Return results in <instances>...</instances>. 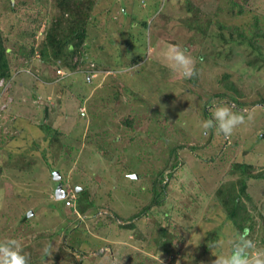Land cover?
<instances>
[{
    "label": "rangeland",
    "instance_id": "obj_1",
    "mask_svg": "<svg viewBox=\"0 0 264 264\" xmlns=\"http://www.w3.org/2000/svg\"><path fill=\"white\" fill-rule=\"evenodd\" d=\"M84 1L86 37L72 57L83 62L69 69L27 56L54 0H0L11 74L0 90V241H21L30 264H213L239 235L254 242L250 255L264 253V0H190L207 15L220 7L206 33L182 24L193 16L185 0ZM217 24L225 36L261 33L260 46L223 44ZM171 45L193 58L194 82L168 67ZM237 102L252 119L230 137L205 134L215 106ZM239 163L261 175L246 181L244 233L216 196ZM161 170L165 197L147 208Z\"/></svg>",
    "mask_w": 264,
    "mask_h": 264
},
{
    "label": "trees",
    "instance_id": "obj_2",
    "mask_svg": "<svg viewBox=\"0 0 264 264\" xmlns=\"http://www.w3.org/2000/svg\"><path fill=\"white\" fill-rule=\"evenodd\" d=\"M185 4L187 11L193 10V16L182 19V24H184L187 28H193L198 32L206 33L202 25L207 29L213 21L214 15L218 14L220 7L216 5L215 10L211 12L212 14L207 15V12L201 9L202 7L194 5L190 0H185ZM234 5L238 6L237 13H242L241 6L237 2L232 3V7H229L230 11L233 10ZM54 7L56 9V13L51 19L50 25L43 32L44 36L42 44L39 48H35L34 45L31 44L27 56H32L34 51L37 50L39 55L44 59L51 57L52 60H47L50 63H57L58 65H64L69 69H75L78 64L83 62L80 59L73 62L72 57L76 54L78 49L83 47L82 44L86 37V26L90 17L92 2L84 0H54ZM203 15L206 16V18H204L206 24L201 22V20L204 21L201 19ZM217 28L219 30H217L215 34L221 39L223 44L231 41L242 44L247 41L248 45L252 48L260 46L258 45L257 37H261L262 34L259 32L255 31L249 36H246L241 31H238L237 27H233L226 29L228 31V35L225 36L221 31L224 27H222L221 24H217ZM30 34L31 37L34 36L33 31H31ZM6 41L7 38H4L0 32V80H3L5 83L8 82L11 77ZM64 57L68 58V62H66ZM190 81L194 82L195 79L190 78ZM2 89L3 87L0 86V90ZM258 102H264V99H261ZM254 103L257 102H253V104ZM240 104L241 103L237 102V104H233L232 107L236 111L245 112V110L241 108ZM204 115L207 116V112H205ZM235 168L239 170L240 176H238L235 182H229L227 187L223 185L222 188H218L216 196L224 212L232 220L238 231L240 233H244L248 230L247 222L250 215L242 201V198L244 197L249 198L246 189V181L248 178H259L261 175L251 174L249 172L250 165L246 163H239ZM167 176L168 175L164 174L163 170L158 173L157 178L152 183L154 194L147 204V208L149 206L159 205L161 201H163L167 183V181L164 182L163 180L165 177L168 178ZM79 207L80 210H83L80 204ZM134 217L137 216L135 215ZM132 225L134 226V224ZM249 227H251V225H249ZM163 232H165V229H163ZM160 241L161 237L158 238L156 244L163 245L165 254H169L172 246L171 240L167 239L163 242Z\"/></svg>",
    "mask_w": 264,
    "mask_h": 264
},
{
    "label": "clouds",
    "instance_id": "obj_3",
    "mask_svg": "<svg viewBox=\"0 0 264 264\" xmlns=\"http://www.w3.org/2000/svg\"><path fill=\"white\" fill-rule=\"evenodd\" d=\"M163 55L168 62V67L177 73L180 78L190 79L195 74L193 58L186 54V50L181 46L171 45ZM251 119V113L245 114L234 110L228 104H221L215 106L211 117L203 120L201 127L205 134L214 129L224 136L230 137L236 129L245 125ZM231 244V253L226 256H216L213 264H264V253L249 254V250L254 247V242L248 239L246 235H239ZM208 246L219 248L223 246V241L217 240ZM54 251L56 250L51 244L43 249L45 257H51ZM0 264H30L29 257L23 254L21 241L15 238L0 241ZM114 264H122V260L116 259Z\"/></svg>",
    "mask_w": 264,
    "mask_h": 264
},
{
    "label": "water",
    "instance_id": "obj_4",
    "mask_svg": "<svg viewBox=\"0 0 264 264\" xmlns=\"http://www.w3.org/2000/svg\"><path fill=\"white\" fill-rule=\"evenodd\" d=\"M53 176H54L53 178H55V179L60 178V175L57 171L54 172ZM55 196L58 199H61L65 196V192H64L61 184L57 185L56 190H55Z\"/></svg>",
    "mask_w": 264,
    "mask_h": 264
},
{
    "label": "built area",
    "instance_id": "obj_5",
    "mask_svg": "<svg viewBox=\"0 0 264 264\" xmlns=\"http://www.w3.org/2000/svg\"><path fill=\"white\" fill-rule=\"evenodd\" d=\"M57 73H61L60 70H58ZM5 82L3 80H0V86H2ZM74 198V195H71L70 197H67V203L71 205V201Z\"/></svg>",
    "mask_w": 264,
    "mask_h": 264
}]
</instances>
